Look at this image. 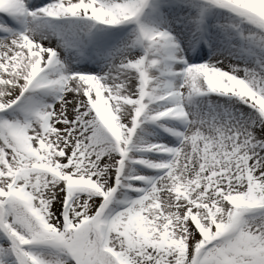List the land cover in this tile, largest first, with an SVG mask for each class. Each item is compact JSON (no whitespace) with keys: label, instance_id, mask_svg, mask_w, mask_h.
I'll use <instances>...</instances> for the list:
<instances>
[{"label":"snow or ice","instance_id":"snow-or-ice-1","mask_svg":"<svg viewBox=\"0 0 264 264\" xmlns=\"http://www.w3.org/2000/svg\"><path fill=\"white\" fill-rule=\"evenodd\" d=\"M0 264H264V0H0Z\"/></svg>","mask_w":264,"mask_h":264}]
</instances>
